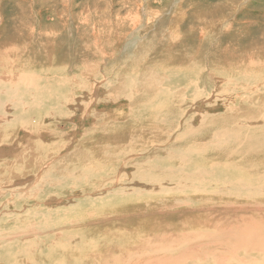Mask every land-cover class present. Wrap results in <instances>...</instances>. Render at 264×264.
<instances>
[{
    "label": "bare ground",
    "instance_id": "1",
    "mask_svg": "<svg viewBox=\"0 0 264 264\" xmlns=\"http://www.w3.org/2000/svg\"><path fill=\"white\" fill-rule=\"evenodd\" d=\"M205 11L212 14V10ZM216 23L218 22H213L212 26L214 27ZM249 27L250 24L244 25V29ZM215 32L217 31L215 30ZM260 39L264 40L263 35L254 40L258 42ZM257 42L244 43L237 40L232 46L227 44L226 39H223L220 44L216 45V48L220 49L219 52L228 54V59L224 60L221 55H217L213 60L204 61L199 55V42L187 44L175 41V47L158 55L168 60L161 63L155 62L156 66L151 68L148 64L146 65V52L151 50L154 43L151 40L147 46L144 45L146 47L137 54L138 58L133 61L137 64V66H133L134 69H138L137 74H132V77L125 79V76L118 75L120 71L118 74L115 72L117 77L114 80L102 79L100 87L105 90L102 94L106 97L107 102L125 99L128 102V108L134 113L124 118L126 122L132 120V124L125 127L128 128L129 133L121 131L119 136L114 138L117 134L106 130V117L95 114L93 111L85 114L87 109L84 108L89 104L91 98L84 102V108L82 107L84 109L82 118L92 119L94 124L91 129L95 132L102 131L105 140H107L105 145L102 144L104 147H99L96 142V149L104 152L112 146L117 154L119 160L116 159L118 161L114 163L112 172L110 171L111 179L114 181L115 175H118L117 171L121 169L118 178L116 177V180L120 181L125 177L126 169L129 166H137L141 162V160L132 158L141 152L140 147L143 148L145 144L147 145L148 140L143 141L142 136L135 137L134 133L140 134L141 132V127H139V132L132 127L136 121H141L149 126L148 134L154 133L161 136L165 134L166 140L169 137L173 139L171 137L175 136L171 147H167L166 140L158 141V139V142L155 140L147 145L148 147L153 145L152 147H156L155 150L162 154L159 155L158 152L151 154L153 159H165L167 164L173 165L174 163L175 167L173 165L171 169L161 170L158 181L154 179L156 175L153 178L147 176L146 178L150 179L147 182L151 184L149 188L146 187L145 191L138 192L137 187L130 191L131 195L140 194V197L143 195L153 197L151 200L133 198L134 200L124 201V203L123 201L107 203L106 200L98 202L82 199L65 209H53L51 206L52 209H49V212H42L43 210L36 212V208L39 207L36 205L40 201L44 202L42 198L50 191L52 193L61 191L66 194L71 192L76 194V186L84 185V181L87 182L91 178L90 173L87 174L84 171L87 170L86 168L76 171L70 167H74L79 160L81 162L87 156L86 150L80 149V146L76 147L66 157L51 158V162L49 161L50 163L47 164L41 163V160L37 162V160L26 158L28 161L21 165L22 169L15 172L10 168L13 165H8L11 171L8 169L9 172L6 171L3 177L0 176V186L9 184L16 176V178L23 177L22 173L24 172L21 171L26 167H30V170L36 167L44 170L34 174L37 185L33 189L27 184L25 192L22 191V194L17 196V198H21L19 204L23 205L26 202V196L29 195L28 190H30V199L27 200L35 201L30 206L31 210H24L22 215L7 216L5 217L6 222H9L10 225L18 221L26 222L32 213L31 217H41L43 222L28 223L22 227L14 225L11 229L4 231L0 229V264H42V262L59 261L68 264H264V201H262L264 200V163L260 165L257 161V158L260 157L264 162V46L257 47ZM131 47L132 45H127L126 49ZM254 48H257L259 54H254ZM0 55L4 56L2 53ZM86 67L87 65H84V74L81 79L85 85L81 88L87 90L88 95L91 96L93 87L85 77V74L88 73ZM165 69L167 71L164 74H168L167 76L163 75ZM96 70L92 72V76H96ZM72 72L71 68L65 69L66 76L58 79L60 88L69 86V93L76 91L81 84H78L77 77L70 75ZM107 72L108 70L105 69L104 75ZM3 78L4 74L0 73V83L3 80L9 89L6 91L0 89V95H5L6 101L8 100V103L13 106L15 112L26 113L29 109L25 107L22 100L14 101L13 104L9 102V100H13L9 98L15 92L14 86L18 84L19 80L13 79L14 77L10 80ZM239 78L242 80L241 82ZM32 86L31 90L25 88L26 91H32ZM212 90H215V94L225 95L229 99V102H224L221 106L224 113L230 114L225 118H223L225 114L208 118L207 114L197 111L198 113L195 112L186 117V113L191 109H204L203 105L209 100L207 96ZM215 99L217 100V98ZM53 101H49L47 105H55L56 108H60V114L54 116L56 119L68 117L71 113L65 114L64 112H71L77 105V103L73 105L74 99L69 97L61 100L59 98L55 103ZM98 105H100L99 102ZM2 106L0 102V112ZM209 106L212 109L218 108L215 100ZM38 107L33 106L32 108L38 109ZM13 122H15L14 119ZM108 125L115 128V125L110 122ZM224 125H233L237 129L234 128L231 132H227ZM216 127L218 129L221 127L224 130L216 134L213 131ZM120 128L121 126H116L115 130ZM142 131H147V126H144ZM32 133L41 137L39 132ZM108 133H112L114 136H110ZM41 134L43 133L41 132ZM208 134L209 136H207ZM196 135L202 139L195 148ZM219 138L232 147L225 144L220 145V148L218 145L208 147L212 144H209L207 140L214 141ZM32 146H30L31 150ZM261 148L263 150L259 151ZM208 153L213 154L214 157L204 160L203 156ZM103 154V157L98 154L96 157L91 155L93 158L90 161L94 165L101 163V168L109 169L110 165L107 163V167L104 166L107 154ZM147 156L149 157V155ZM193 156L199 157V160L191 165L190 160ZM15 158L18 160V157ZM122 158L125 159L122 160ZM250 174L257 178H251ZM34 175L32 174V176ZM144 175L143 171H140V174L137 171L133 172L134 180L144 177ZM230 175H235V179L227 180L226 176ZM211 176L220 177V179L214 182L210 180ZM36 179L31 183H36ZM49 182H54L53 187H49ZM2 188L0 189V198L5 194H13V191L4 193ZM69 190L72 191L69 192ZM238 191H242L244 194L241 202H222L224 198L237 197L233 194ZM85 192L87 191L83 189L80 193ZM107 194L103 198L116 195H113L114 192ZM114 198L123 197L115 196ZM50 201L58 203L57 199H50ZM68 201L71 200L67 199L62 203ZM13 206L15 204L7 199L0 205V208L6 212ZM32 207L35 209L32 210ZM159 211L164 213L165 218L149 217ZM46 247L53 250L51 254L47 253ZM54 250L58 252H54Z\"/></svg>",
    "mask_w": 264,
    "mask_h": 264
},
{
    "label": "rangeland",
    "instance_id": "2",
    "mask_svg": "<svg viewBox=\"0 0 264 264\" xmlns=\"http://www.w3.org/2000/svg\"><path fill=\"white\" fill-rule=\"evenodd\" d=\"M205 10H212V14ZM213 22L218 23H216L213 27ZM243 24H250V27L244 29ZM261 24L264 26V0H0V53L4 54V56L0 55V73L4 74L3 79L10 80L14 77L13 79H16L17 81L19 80L18 84H16L17 82L15 83L16 85L14 84V90L16 93H12L16 96L11 94L9 99L13 100H9V102L13 104L17 100H22L25 107L29 109L24 114L15 112L13 106L8 103V100L6 101L5 95H0V102L3 105L0 112V173L2 171L0 176L3 177L4 173L8 171V167L11 165H13L10 167L12 171H20L22 169L21 165H23L25 161H28L26 158H31L30 160L33 161L37 160V162L41 160V163L43 162L47 164L50 160H52L51 158L66 157L76 147L79 148L80 146V149L84 151L86 150L85 152L87 153V156L81 160L82 163L79 160L74 167L70 166L71 162L68 165L72 169H76V171L77 169L79 171L81 168H86L87 170L84 171H86L87 174L90 173L91 178H89L87 182L84 181V185L76 186V194H73L71 192L72 190H69V192H71L69 194L61 191H54L53 193L50 191L44 196V198H42L44 202H38L36 207H39L36 208V212H41L42 210V212H49V209H52V207L53 209H65L71 204L76 203L77 201L79 202L82 199H89L92 201L96 200L98 202L106 200L107 203L111 201H123L124 203V201H130L131 199L151 200L153 197H147L146 195L140 197V194L131 195L130 191H132L135 187H137L138 192L145 191L147 189L146 187L149 188V185L151 184L147 182L150 180L149 177L153 178V176L156 175L154 179L155 181H158L160 179L159 175L161 170L168 168L171 169L173 165L175 167L174 163L173 165L167 164L165 159H153L151 154L153 155L158 151L155 150L156 147H152L153 145L149 147L147 146L151 142H155V140L157 141V139L158 141L166 140V135L164 134L161 136L154 133L148 134L149 126L145 125V123L141 121H136L132 127H134V129L136 128V131L138 132L139 127H141V132L140 134L134 133L135 137L142 136L143 141L146 139L148 140L147 145H141L143 146V148L140 147L141 152H138L136 157L134 156L132 158L133 160H141V162L137 164V166H129L126 169L125 177L121 178L120 181L116 180V177L118 178L120 174L119 171H121V169H119L117 171L118 175H115L113 181V179H111V172L114 163L119 160L117 154H115L114 149L110 144L109 145L111 147H108L106 150L108 153L106 151L102 152L101 150L96 149L97 144L99 147H104L105 141L107 140H105L102 131L95 132L91 129L94 123L92 122V119L90 120L86 117L82 118V110L87 109L85 114L93 111L95 114L104 116V118L106 117V130L116 133L117 136L114 138L118 137L121 131L122 133H129L128 128L125 127L132 124V120H130V122H126L124 118L126 116H130L133 112L128 108V102L125 101V99L113 100L110 103L107 102L106 97L103 95L105 90L100 87L102 79L107 78L109 80H114V78L117 77L116 74L120 71L122 73L120 72L118 75L125 76V79L126 77H132L131 75L135 74L138 70L134 69L133 66H137V64L133 61L138 58L136 57L137 54L142 51V49L146 47L151 40L154 41L155 44L153 43L151 50L146 52V65L148 64L151 68L156 66L155 62L161 63L162 61L168 60L166 58H161L158 55H161L160 53L165 50L175 47V41L187 44L190 42H199V55L204 61L207 59L213 60V58L217 55H221L224 60H227L229 55H226L222 51L219 52L220 49L217 50L216 45L220 44L223 39H226L227 44L232 46L235 45L237 40L244 43H249L251 41L257 42L254 39H257L261 35H263L264 38V27L261 26ZM214 29L217 32H215ZM160 30L163 31L161 32ZM211 33H213V35H211ZM118 37L120 38L118 39ZM73 38L75 41L71 40ZM29 41H31L30 44ZM129 41L131 42L128 43ZM210 42L211 44L209 45ZM257 43V47L264 46V40L262 39L258 40ZM8 44L9 46H7ZM127 45H132V47L126 49ZM253 51L254 54H259L257 48H254ZM51 59L53 60L50 61ZM84 65H87L86 70L90 74V76H88V73L85 74V77L88 80V83H90L93 87L91 96L88 95L87 90L81 88L85 85V83L81 80L84 74ZM68 68L73 69V72L70 75L78 78V84L81 83L79 84L80 88L72 93H69V86H63V88H60L58 83L59 78L66 76L65 69ZM105 69L108 70V72L104 75ZM95 70L97 71V74L96 76H92V72ZM67 71L70 72L69 70ZM166 71L167 69L163 70V75L167 76L168 74H164ZM241 81L242 80L240 79V82ZM31 86L33 92L26 91L25 88H29L31 90ZM0 89L6 91V89H9V86L4 84L2 80L0 83ZM66 97H69L70 99L73 98V105L76 103L77 105L71 112H64L65 114L71 113L68 117L65 119H56L54 116L60 114V108H56L55 105L48 106L47 104L51 100H54L53 103H55L59 100V98L61 100ZM207 97L209 100H207V102L203 105L204 109H191L186 113V117L197 111L202 114H207L206 116L208 118H213L214 116H220L222 114H225V116H223V118H225L230 114L228 112L224 113L223 107L221 106L224 102H229V99L226 98L225 95L215 94V90H212ZM215 98H217V100ZM88 99H90V102L86 108H84V102L89 101ZM214 100L216 105H218L217 109H212L209 106V104L214 102ZM98 102L100 105H98ZM33 106L39 107L38 109H35L32 108ZM20 118H23L25 121H22ZM13 119L15 122H13ZM109 122L110 124H114L115 128L116 126H121V128L119 130H115L113 126L108 125ZM208 123L210 122L208 121ZM144 126H147V131H142ZM223 127L227 132H231L234 128L237 129V127L233 125H224ZM215 129L213 131L216 134L224 130L221 127L220 129L217 127ZM87 131L88 134H86ZM32 132H39L41 137H37L36 134H33ZM41 132L44 135L41 134ZM112 133L108 134L110 136H114ZM207 136H209V134ZM171 138L173 139H170L169 137V139L166 140L167 147H171L173 145L175 136H172ZM201 139V137L198 138V135H196L194 140L195 148ZM207 141L209 144H212L208 145V147H213V145H218L219 147L222 144L232 147V145L222 142L220 138L214 141ZM31 145H33L32 150L30 147ZM157 148L160 149L162 147ZM261 150L263 149L261 148L259 151ZM103 153L107 154L104 166L107 167V163L110 165L108 166L109 169L101 168V163H97L96 166L90 161L93 157L98 155L103 157ZM158 153L159 155H162L160 152ZM91 155L94 156L91 157ZM147 155H149V157ZM15 157H18V160H16ZM212 157H214L213 154L208 153L206 156H203V159L207 160ZM124 159L125 158H122V160ZM198 160L199 157L193 156L190 160L191 165L196 163ZM257 161L260 165L264 163L260 157L257 158ZM152 162L154 165H152ZM79 163L81 164L79 165ZM30 169V167H26L23 171H21L24 172L22 173L23 177L16 178V176L9 184L0 186V189L5 187L2 188L4 193H11L13 191V194H5L0 198V205L5 203L7 199L11 203L15 204L12 208L7 209L6 212L3 211L4 209L0 208V220L2 219L0 222V229L3 231L11 229L14 225L22 227L28 225V223L31 224L34 222L39 224L43 222V218L41 217H31L33 213L29 215L30 220L28 219L26 222L18 221L17 223H13L11 225L9 222H6L7 219L5 218L7 216L22 215L24 210H31L30 206L31 204H34L35 201L27 200L30 199V190H28L29 195L26 196V202L23 205L19 204V200L21 198H17V196L22 194V191L25 192L27 189L25 185L27 184L33 189L35 185H37L35 175L40 170L42 171L44 169H39L38 167L34 169L32 168V170ZM11 170L9 169V171ZM187 170L190 171L189 169ZM134 171H137L139 174L140 171H143L145 175L144 177L139 178L141 180L138 178L134 180ZM220 172L222 171L220 170ZM32 174L35 175L32 176ZM231 175L226 176V179H235V175ZM147 176L149 177L146 178ZM250 176L251 178H257V176H253L252 174H250ZM35 179L36 183H31V181ZM217 179H220V177L216 178L211 176L210 178V180L214 182H216L215 180ZM53 185L54 182H49V187H53ZM83 189L87 191L85 192L86 194L80 193ZM110 192H114L113 195L116 194L115 196L123 198H114L115 196L103 198L106 194L109 195ZM126 192H128V194H125ZM233 195H237V197H227L224 198L222 202L239 203L244 197L242 191H238ZM50 199H57L58 203L51 202ZM67 199H70L72 202L68 201L66 203H62ZM33 209L35 208L32 207V210ZM156 216L165 218L164 213L161 211L154 213V215H149V217L153 218ZM45 249L48 254H51L53 251L50 250L51 248L49 247H46ZM54 252L58 251L54 250ZM42 264L68 263H61L59 261L53 263L42 262Z\"/></svg>",
    "mask_w": 264,
    "mask_h": 264
}]
</instances>
